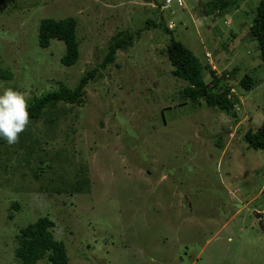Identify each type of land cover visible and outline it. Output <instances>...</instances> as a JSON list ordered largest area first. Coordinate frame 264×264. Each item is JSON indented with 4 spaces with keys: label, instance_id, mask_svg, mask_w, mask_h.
I'll list each match as a JSON object with an SVG mask.
<instances>
[{
    "label": "rangeland",
    "instance_id": "374dc122",
    "mask_svg": "<svg viewBox=\"0 0 264 264\" xmlns=\"http://www.w3.org/2000/svg\"><path fill=\"white\" fill-rule=\"evenodd\" d=\"M209 1L0 0V94L12 88L28 105L34 96L73 88L117 31L143 26L102 77L88 82L83 103H58L65 113L53 137L43 120L32 126L43 157L60 151L67 158L52 157L54 166L71 179L82 171L88 190L38 189L54 167L34 162L43 167L35 178L21 147H0V264H22L14 256L16 234L40 216L54 221L69 264H264V232L255 218L264 216V149L248 147L238 133L264 120V64L248 34L259 0L230 5L226 14L207 12ZM70 15L78 18L80 56L64 66L63 41L40 47L38 26L41 18ZM146 19L158 27L144 29ZM171 37L217 76L239 68V121L202 99L180 104L187 83L159 54ZM246 72L257 80L249 90L238 84ZM202 74L210 81L207 69Z\"/></svg>",
    "mask_w": 264,
    "mask_h": 264
},
{
    "label": "trees",
    "instance_id": "16d2710c",
    "mask_svg": "<svg viewBox=\"0 0 264 264\" xmlns=\"http://www.w3.org/2000/svg\"><path fill=\"white\" fill-rule=\"evenodd\" d=\"M242 1L211 0L206 3V10L207 12L217 11L220 14H226L230 5L238 7V4ZM151 27H158V22L146 19L144 29ZM77 29L78 18L72 15L58 19L52 17L41 18L38 26V44L40 47L46 48L49 46L51 39L62 40L65 45V53L61 57L60 63L64 66H71L78 61L80 56ZM164 29L166 32L170 30L168 27ZM142 31L143 26L135 31L129 29L117 31L111 37L103 59L94 67L86 70L73 88L59 87L42 95L32 97L28 105L30 115L28 128L20 135L19 142L11 146L23 149L22 159L24 164L33 172L32 175L35 178L40 176L39 173L34 172L35 169L41 170L43 167H36L33 165L34 162H39L40 164L45 162V166L49 169L54 167L52 170L53 178L49 179L48 184H43L38 189L54 193L67 192L72 195L88 190L89 180L82 171H77L75 179H71L63 174L61 168L54 166L52 157L67 158L65 155H60V151L55 156L45 153L46 157H43L39 146L41 139L32 135V126L36 121L43 120L46 133L53 137L57 128L56 125H58V118L65 113L64 109H57L58 103L63 102L70 105L83 103L86 95L85 87L88 82L94 79L96 75L102 77L103 73L101 74L100 71L115 62L119 50H126L131 47L138 40ZM248 34L256 41L259 57L264 64V0H259L255 7ZM159 54H164L167 57L173 67L171 70L172 75L187 83L179 91L180 104L188 101L193 105H197L200 103L199 100L202 99L208 108H213V111L226 113L234 118V122L239 121L236 109L239 100L238 92L235 88V92L231 91V86H235L234 80L237 79L235 75L239 71L238 67H233L217 76L215 70L208 63L202 65L190 49L180 40L173 37L163 46V50L159 51ZM204 68L210 74V81L206 82L203 77L202 70ZM1 75L7 76V73H2ZM229 82L231 83L230 85ZM256 83L257 80L253 79L247 72L238 80V84L244 90L251 89ZM240 127L238 133H241L242 139L248 147L264 149V120L255 129L251 126L241 125ZM215 143L217 145L221 144L219 139ZM2 145L10 146L0 139V147H6ZM59 169L60 173H57ZM19 207L20 203H12L14 210H18ZM8 217L12 218L13 213H9ZM54 225V221L49 217L40 216L34 222L19 228L16 234L14 256L22 264H36L42 258H47L50 264H69L64 242L56 239L53 235L52 228Z\"/></svg>",
    "mask_w": 264,
    "mask_h": 264
},
{
    "label": "clouds",
    "instance_id": "9594fccd",
    "mask_svg": "<svg viewBox=\"0 0 264 264\" xmlns=\"http://www.w3.org/2000/svg\"><path fill=\"white\" fill-rule=\"evenodd\" d=\"M173 26L174 24L170 23L168 28L171 29ZM207 52L209 53V56H206L208 58L211 53ZM231 88L233 89L232 92H235L234 87L231 86ZM29 123L30 115L25 95L12 88L5 89L0 94V139L10 146L18 143L20 135L27 130Z\"/></svg>",
    "mask_w": 264,
    "mask_h": 264
},
{
    "label": "water",
    "instance_id": "95a60500",
    "mask_svg": "<svg viewBox=\"0 0 264 264\" xmlns=\"http://www.w3.org/2000/svg\"><path fill=\"white\" fill-rule=\"evenodd\" d=\"M257 212V211H256ZM255 218L258 220V227L261 231L264 232V216L262 213L257 212Z\"/></svg>",
    "mask_w": 264,
    "mask_h": 264
},
{
    "label": "built area",
    "instance_id": "2783aa9c",
    "mask_svg": "<svg viewBox=\"0 0 264 264\" xmlns=\"http://www.w3.org/2000/svg\"><path fill=\"white\" fill-rule=\"evenodd\" d=\"M166 1H169V0H166ZM205 55L206 56H209V53L207 52V51H205ZM233 89L231 88V91H232Z\"/></svg>",
    "mask_w": 264,
    "mask_h": 264
}]
</instances>
